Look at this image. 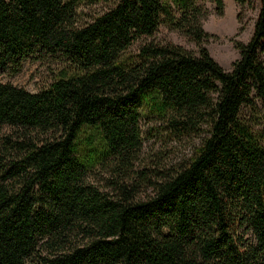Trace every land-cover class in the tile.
I'll use <instances>...</instances> for the list:
<instances>
[{"label": "trees", "instance_id": "16d2710c", "mask_svg": "<svg viewBox=\"0 0 264 264\" xmlns=\"http://www.w3.org/2000/svg\"><path fill=\"white\" fill-rule=\"evenodd\" d=\"M233 2L255 16L225 71L195 0H0V73L59 63L36 93L0 82V264H264V0ZM162 25L196 53L129 52ZM146 115L200 138L155 179L133 169Z\"/></svg>", "mask_w": 264, "mask_h": 264}, {"label": "rangeland", "instance_id": "374dc122", "mask_svg": "<svg viewBox=\"0 0 264 264\" xmlns=\"http://www.w3.org/2000/svg\"><path fill=\"white\" fill-rule=\"evenodd\" d=\"M196 5L206 10L207 15L201 19L202 29L211 37L201 46L204 47L213 60L225 71L230 69L231 63L238 58V51L233 47L234 42L246 43L252 32L255 11H246L240 22L236 20L237 8L233 0H222V14L214 12L212 0H195ZM98 4L91 8H79V19L89 21L93 13L101 10ZM173 44L187 51L196 53L197 48L193 42L182 34L166 29L163 25L150 38H141L130 48V53H136L144 43ZM264 64V53L260 56ZM59 67V63L51 59H28L22 63L18 73L8 75L0 73V82L20 87L28 92L36 93L52 81ZM141 131V148L134 163V171H143L150 179L166 174L189 159L193 149L198 145V136L175 137L163 126V123L150 115L142 116L139 120ZM2 133L8 135L9 130L3 128ZM113 177L104 166H95L89 173L88 179L98 188L109 192L108 180ZM145 193L149 189L141 188ZM143 196V192L139 195Z\"/></svg>", "mask_w": 264, "mask_h": 264}]
</instances>
